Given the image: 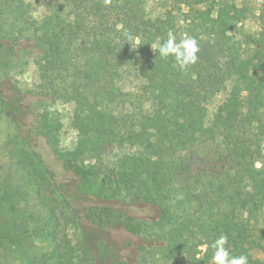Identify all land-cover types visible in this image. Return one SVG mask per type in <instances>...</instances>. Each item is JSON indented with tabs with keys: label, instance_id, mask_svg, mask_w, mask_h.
I'll use <instances>...</instances> for the list:
<instances>
[{
	"label": "trees",
	"instance_id": "16d2710c",
	"mask_svg": "<svg viewBox=\"0 0 264 264\" xmlns=\"http://www.w3.org/2000/svg\"><path fill=\"white\" fill-rule=\"evenodd\" d=\"M35 1L47 9L40 20L33 16L31 0H0V16L9 14L11 46L29 40L36 48L38 94L73 105L80 155L88 152L96 160L106 147L126 140L136 139L140 146L134 154L122 153L102 180L114 184L107 199L148 205L154 215H120L109 205L83 209L87 221L150 241L140 243L127 262L105 245L107 263L133 264L148 255L167 264H213L209 256H196L197 248L204 245L214 253L211 245L226 235L232 256L264 264V225H257L264 209V25L254 34L243 32V41L235 39L229 32L238 9L226 1L218 5L216 17L209 14L210 4L187 27L170 12L150 17L146 0ZM169 30L177 42L185 34L198 41V61L186 71L151 48L163 43ZM133 64L149 108L117 114L112 106L123 94L119 81ZM223 88L227 95L207 119L209 99ZM9 96L0 89V113L7 117L16 91ZM39 116L33 132L48 118L44 112ZM0 161V264H72L59 241L60 217L67 215L66 206L72 218L80 214L69 199L55 196L62 185L53 171L36 149L8 137L0 140ZM94 168L83 161L74 167L76 198L89 195L82 184L96 178ZM26 226L43 244L41 251L24 246ZM2 251L10 260H3ZM80 252L73 264L90 259L85 246Z\"/></svg>",
	"mask_w": 264,
	"mask_h": 264
},
{
	"label": "rangeland",
	"instance_id": "374dc122",
	"mask_svg": "<svg viewBox=\"0 0 264 264\" xmlns=\"http://www.w3.org/2000/svg\"><path fill=\"white\" fill-rule=\"evenodd\" d=\"M225 1L235 5L238 9L237 18L232 20L229 32L235 39L243 41L244 33L254 34L262 28L264 25V0H203V2H196V0H146L145 9L147 15L153 18L163 17L167 12L173 13L177 24L187 27L197 23V15L206 14L210 4L212 10L209 14L216 17L218 5ZM31 2L34 5L33 16L40 20L47 13V9L38 1L31 0ZM8 21L9 14L3 12L0 16V38L3 43V49L0 51V89L5 96H9L14 91L17 96L11 98L13 102L9 108L11 116L7 117L0 113V140L8 137L13 144L24 143L26 146L36 149L46 165L53 171L57 182L62 185L60 192L55 194L57 199L66 197L70 200V204L78 210L80 216L72 218L71 209L66 206L64 209L67 215L63 214L60 217L59 241L67 263H78L82 257L81 247L85 246L90 259L83 261L86 262L84 264H108L103 252L105 245L112 247L120 259L126 260V262L130 261L134 257L138 245L140 243L147 244L150 241L121 228L110 229L105 225L87 221L83 218V209L92 204L109 205L120 215L128 214L140 219H149L154 215V209L148 205H130L128 200L107 199L106 194L112 192L114 184L102 180L108 178L110 174L108 167H112L122 153L134 154L140 150L138 141L136 139L134 141L126 140L120 146L106 147L96 160L88 152L80 155L79 128L71 120L73 105L62 103L59 100L51 102L38 94V70L34 63L36 48L31 46L29 40H22L19 41V44L11 46L7 32ZM38 26L40 27V23ZM31 33L32 31L27 34L31 35ZM252 46L253 44L250 45V47ZM242 55L245 59L248 52L243 51ZM140 81L137 64L125 68L123 77L119 81V87L123 94L112 106L115 113L146 112L148 110L149 102L141 94ZM227 92L228 90L223 88L209 99L207 119H210L216 112ZM41 112L46 113L48 118L42 122L40 129L33 132V125L40 118ZM45 132L46 134H44ZM261 146L264 153V138L261 141ZM54 147L58 150H54ZM60 154H62L61 160L57 158ZM81 161L86 165L94 164V169L97 172L95 179L82 184L89 193L84 199L76 198L72 191L75 183L78 182L73 169ZM259 166L260 163L256 162L255 167ZM23 203L28 206L27 203ZM263 214L264 209L258 213L257 217V225L260 227L264 225ZM29 229V226H26L24 234L27 238L24 246L34 251H41L44 247L43 244L29 233ZM69 246L73 247V250H70ZM197 249L199 252L196 256H209L212 259L214 253H208V249L204 245ZM252 253L255 257H262L261 252L252 251ZM1 256L3 260H10L7 251H2ZM141 257L133 264H167L163 260H152L148 255H144L143 259Z\"/></svg>",
	"mask_w": 264,
	"mask_h": 264
},
{
	"label": "clouds",
	"instance_id": "9594fccd",
	"mask_svg": "<svg viewBox=\"0 0 264 264\" xmlns=\"http://www.w3.org/2000/svg\"><path fill=\"white\" fill-rule=\"evenodd\" d=\"M151 48L157 49L161 58L173 57L181 71H186L197 63V53L200 51L198 41L194 37L185 34L184 38L177 42L176 36L171 30L167 33V39L163 43H156ZM227 243L226 235H220L213 242L211 245L214 249L213 264H248L247 256H232L225 247Z\"/></svg>",
	"mask_w": 264,
	"mask_h": 264
}]
</instances>
